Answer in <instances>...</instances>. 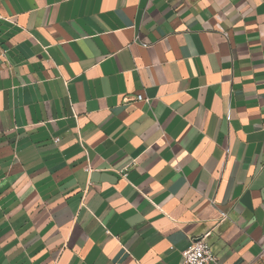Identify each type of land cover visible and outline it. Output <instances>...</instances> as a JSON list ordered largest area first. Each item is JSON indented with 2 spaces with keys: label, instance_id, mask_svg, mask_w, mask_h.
Returning <instances> with one entry per match:
<instances>
[{
  "label": "crops",
  "instance_id": "obj_1",
  "mask_svg": "<svg viewBox=\"0 0 264 264\" xmlns=\"http://www.w3.org/2000/svg\"><path fill=\"white\" fill-rule=\"evenodd\" d=\"M208 230L264 264V0H0V264H182Z\"/></svg>",
  "mask_w": 264,
  "mask_h": 264
},
{
  "label": "built area",
  "instance_id": "obj_2",
  "mask_svg": "<svg viewBox=\"0 0 264 264\" xmlns=\"http://www.w3.org/2000/svg\"><path fill=\"white\" fill-rule=\"evenodd\" d=\"M137 101H141L142 97L137 96ZM226 219L224 215L220 221ZM212 230L206 231L202 236L196 239L192 245L181 253L182 264H215L217 258L212 254L209 244L207 243L208 237L211 235ZM261 255H264V246L261 250Z\"/></svg>",
  "mask_w": 264,
  "mask_h": 264
}]
</instances>
